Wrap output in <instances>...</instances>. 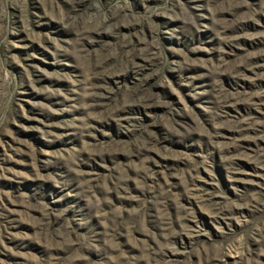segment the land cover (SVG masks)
I'll return each instance as SVG.
<instances>
[{
    "label": "rangeland",
    "instance_id": "rangeland-1",
    "mask_svg": "<svg viewBox=\"0 0 264 264\" xmlns=\"http://www.w3.org/2000/svg\"><path fill=\"white\" fill-rule=\"evenodd\" d=\"M0 264H264V0H0Z\"/></svg>",
    "mask_w": 264,
    "mask_h": 264
},
{
    "label": "bare ground",
    "instance_id": "bare-ground-1",
    "mask_svg": "<svg viewBox=\"0 0 264 264\" xmlns=\"http://www.w3.org/2000/svg\"><path fill=\"white\" fill-rule=\"evenodd\" d=\"M102 89V88H101ZM99 90V89H98ZM104 92V91H103ZM91 93H92V91H91ZM100 94V93H99ZM107 94V93H106ZM98 95V94H97ZM100 96V95H99Z\"/></svg>",
    "mask_w": 264,
    "mask_h": 264
}]
</instances>
